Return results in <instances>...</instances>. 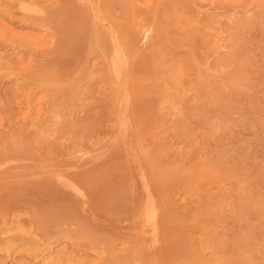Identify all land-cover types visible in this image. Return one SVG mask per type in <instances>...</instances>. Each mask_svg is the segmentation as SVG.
Returning <instances> with one entry per match:
<instances>
[{
	"label": "rangeland",
	"instance_id": "rangeland-1",
	"mask_svg": "<svg viewBox=\"0 0 264 264\" xmlns=\"http://www.w3.org/2000/svg\"><path fill=\"white\" fill-rule=\"evenodd\" d=\"M28 1L0 0V264H264V0Z\"/></svg>",
	"mask_w": 264,
	"mask_h": 264
},
{
	"label": "bare ground",
	"instance_id": "bare-ground-1",
	"mask_svg": "<svg viewBox=\"0 0 264 264\" xmlns=\"http://www.w3.org/2000/svg\"><path fill=\"white\" fill-rule=\"evenodd\" d=\"M30 1V0H29ZM29 1L28 2H26V3H29ZM62 1V0H61ZM84 1V0H83ZM89 1V0H88ZM33 2V1H32ZM90 2V1H89ZM150 2V1H149ZM162 2V1H161ZM23 3H25L24 1H23ZM36 3V2H35ZM158 4H160V2H158ZM31 5V4H30ZM32 5H35V4H32ZM91 6V5H90ZM32 7V6H31ZM38 7V6H37ZM29 8V7H28ZM48 8V7H47ZM26 10H27V8H25ZM33 8H30V9H28L29 11H31ZM40 9H41V7H40ZM23 10V9H22ZM25 10V11H26ZM27 10V12H29ZM34 10H36L37 11V9L35 8ZM34 10H32L33 12H34ZM38 10H39V7H38ZM44 10H45V8H44ZM43 10V11H44ZM96 10V9H95ZM31 11V12H32ZM39 11H42V10H39ZM38 11V12H39ZM48 11V10H47ZM49 12V11H48ZM46 13V12H45ZM36 14V13H35ZM37 14H39V13H37ZM47 14V13H46ZM41 15H43V14H41ZM23 16V15H22ZM98 17V16H97ZM157 17V16H156ZM48 18V17H47ZM100 19V18H99ZM135 19V18H134ZM48 20V19H47ZM99 21V20H98ZM101 21V20H100ZM52 22V21H51ZM181 25V24H180ZM184 27V26H183ZM189 28H190V26H188ZM198 28V27H197ZM112 31V30H111ZM197 31V30H196ZM148 33L149 32H147L146 31V34H145V37H148ZM120 34H121V32H120ZM165 34V33H164ZM115 37H117V36H115ZM98 39V38H97ZM102 39V38H101ZM114 40H115V38H114ZM103 41V40H102ZM117 41H118V39H117ZM116 41V42H117ZM97 43V42H96ZM118 43V42H117ZM111 66H112V69H113V72H114V74H115V77H116V80H117V86H118V93L120 94V96L122 97V99L123 100H126L127 99V97H130V96H128L129 94V92H128V83L129 82H127V80L129 81V79H127V76H126V69H127V67H128V58H127V55H126V53L124 52V50L122 49V46H120V45H116V48H115V51H114V54H113V56H112V58H111ZM8 73H9V71H8ZM132 75H133V72L131 73ZM6 75V74H5ZM213 76V75H212ZM131 77V76H130ZM116 87V86H115ZM114 88V87H113ZM130 99H132V97L130 98ZM122 100V101H123ZM128 100V99H127ZM129 101V100H128ZM127 101V102H128ZM131 101V100H130ZM124 102V101H123ZM122 103V102H121ZM123 104V103H122ZM122 104H121V106H122ZM128 105H130L129 103H128ZM127 105V106H128ZM132 105V104H131ZM124 106V109H125V105H123ZM122 106V107H123ZM129 107H127L126 109V111H128L129 109H128ZM132 108V107H131ZM125 110L123 111V112H126ZM130 111V110H129ZM128 111V112H129ZM127 113V112H126ZM123 115H125V114H123ZM122 115V116H123ZM128 116H129V113L127 114ZM127 116V117H128ZM126 117V118H127ZM123 118H125L124 116H123ZM122 119V118H121ZM127 119H129V117L127 118ZM124 120V119H123ZM129 122H131V121H129ZM123 123L125 124L126 122L125 121H123ZM130 124V123H129ZM132 124V123H131ZM126 125H127V123H126ZM200 125V124H199ZM124 127V126H123ZM127 128H129V127H126L125 129L126 130H129V129H131V128H129V129H127ZM124 130V129H123ZM2 160V159H1ZM12 161V160H11ZM10 161V162H11ZM7 162V161H6ZM8 163V162H7ZM7 163H4L5 165L7 164ZM152 163V162H151ZM154 163V162H153ZM152 165V164H151ZM150 165V166H151ZM178 167H179V165H177ZM176 166V167H177ZM0 170L2 169V165H0ZM153 167H154V165H153ZM175 167V168H176ZM4 168V167H3ZM174 168V169H175ZM161 169H164V168H161ZM173 169V170H174ZM156 170V169H155ZM172 170V169H171ZM171 170H169V171H171ZM179 170H181V169H179ZM54 172V171H53ZM57 172V171H56ZM181 172H182V174H183V170H181L180 171V174H181ZM163 174V173H162ZM166 174H168V173H166ZM164 175V174H163ZM178 175V174H177ZM58 177V176H57ZM61 177V176H60ZM67 178V177H66ZM144 178H145V176H144ZM164 178V177H163ZM168 178V177H167ZM155 179H156V176H155ZM59 180V179H58ZM57 180V181H58ZM169 180V179H168ZM66 181V180H65ZM64 181V182H65ZM166 181V180H165ZM60 182V181H59ZM159 182V181H158ZM73 183V182H72ZM61 184V183H60ZM65 184V183H64ZM155 184H156V182H155ZM62 185V184H61ZM158 185V184H157ZM74 187V186H73ZM158 187V186H157ZM162 187V186H161ZM170 187V186H169ZM65 188H67V187H65ZM155 188V190H157L156 189V186L154 187ZM165 189V188H164ZM80 190V189H79ZM76 191V190H75ZM83 191V190H82ZM78 192V191H77ZM82 194V196H83V194H84V192H82L81 193ZM80 193L78 194L79 196L81 195ZM213 201V200H212ZM157 208H158V201H157V199H156V195L154 194V193H152L149 189H148V192L146 193V197H145V201L141 204V206H140V220L141 219H143V222H144V225L145 226H147V229H149L148 227H150V226H157V221H158V210H157ZM138 215V214H137ZM163 216H165V215H163ZM135 218H137V217H135ZM138 219V218H137ZM164 219V218H163ZM163 219H162V221H163ZM135 220V219H134ZM139 220V221H140ZM177 221V220H176ZM135 222V221H134ZM134 222H133V224H134ZM136 222H138L137 220H136ZM142 221H141V223H143ZM140 222H138L137 224H141ZM136 224V223H135ZM156 224V225H155ZM196 224V223H195ZM13 225V224H12ZM16 225H18V224H16ZM74 225V224H73ZM20 226V225H19ZM27 226V225H26ZM75 226V225H74ZM137 226V228H139L138 227V225H135V227ZM143 226V225H142ZM159 226V225H158ZM156 227V228H158L159 230H160V228L159 227ZM144 227V226H143ZM153 228L152 230H153V234H152V236L154 235L156 238L158 237V230L156 229V228ZM16 228V227H15ZM14 228V229H15ZM25 228V227H24ZM74 228V227H73ZM151 228V227H150ZM27 229H28V227H27ZM132 229V228H131ZM134 229V228H133ZM136 229V228H135ZM142 229V228H141ZM194 229V228H193ZM16 230V229H15ZM18 230V229H17ZM21 230V229H20ZM150 230V229H149ZM168 230V229H167ZM10 231V230H9ZM8 231V232H9ZM22 232L23 231H25V229L24 230H21ZM132 231H134V230H132ZM166 231V230H165ZM7 232V231H6ZM12 232V231H11ZM17 231H15V233H16ZM18 232H19V230H18ZM138 232H139V230H138ZM143 232H144V230H143ZM146 232V231H145ZM3 233V232H2ZM29 233V232H28ZM134 233V232H133ZM163 233H164V231H163ZM166 233V232H165ZM164 233V234H165ZM199 233V232H198ZM26 234V233H25ZM46 234V233H45ZM142 234V233H141ZM146 234H148V232L146 233ZM150 234V233H149ZM148 234V235H149ZM3 235V234H2ZM5 235V234H4ZM9 235V234H8ZM47 235V234H46ZM134 235H137V232L134 234ZM140 235V234H139ZM144 235V234H143ZM25 236V235H24ZM161 236V235H160ZM159 236V237H160ZM165 236H166V234H165ZM131 237V236H130ZM135 237H137V238H140V237H138V236H135ZM162 237H164L163 235H162ZM162 237H160V238H158V239H161ZM36 238H37V236H36ZM142 238V237H141ZM154 238V237H153ZM165 238V237H164ZM164 238H163V240H160V241H166V240H164ZM10 239H12V238H10ZM39 239V238H38ZM143 239H144V237H143ZM142 239V240H143ZM147 239H148V242L146 241V239H145V241H146V243H149V241H150V237L148 238L147 237ZM172 240V237L170 236V238H169V240ZM35 240V239H34ZM48 240V239H47ZM157 240V239H156ZM144 241V242H145ZM154 241V240H153ZM152 240H151V242H153ZM17 242V241H16ZM21 242V241H20ZM49 242V241H48ZM141 242V241H140ZM161 242V243H162ZM13 243H14V241H13ZM139 243V242H138ZM143 243V242H142ZM145 243V244H146ZM166 243H167V241H166ZM169 243V242H168ZM17 244V243H16ZM46 244V243H45ZM44 244V245H45ZM144 244V243H143ZM143 244H141V245H143ZM144 244V245H145ZM153 244H156V242L155 243H153ZM153 244H152V247H153ZM163 244V243H162ZM43 245V246H44ZM157 245V244H156ZM147 246V248L149 247L150 248V246H148V245H146ZM164 246V245H163ZM41 247V246H40ZM151 247V248H152ZM171 247V246H170ZM32 248V247H31ZM34 248V247H33ZM149 249V250H152V249ZM169 248V247H168ZM172 248V247H171ZM170 248V249H171ZM77 250V249H76ZM148 250V249H147ZM147 250H146V252H147ZM148 250V251H149ZM153 250H155V249H153ZM153 250H152V252H153ZM158 250V249H157ZM25 251V250H24ZM104 251V250H103ZM131 252V251H130ZM155 252H157V251H155ZM179 252V251H178ZM94 253H96V251L94 252ZM105 253V252H104ZM154 253V252H153ZM140 254V253H139ZM146 254V253H145ZM150 254V253H149ZM8 255V254H7ZM148 255V254H147ZM151 255V254H150ZM146 256V255H145ZM144 256V257H145ZM189 256V255H188ZM142 257V256H141ZM143 257V258H144ZM173 257V256H172ZM138 263V262H137Z\"/></svg>",
	"mask_w": 264,
	"mask_h": 264
}]
</instances>
